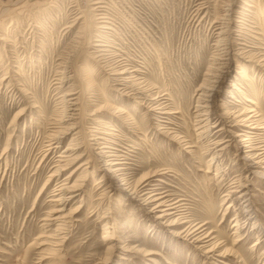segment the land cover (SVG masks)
I'll list each match as a JSON object with an SVG mask.
<instances>
[{
  "label": "rangeland",
  "instance_id": "rangeland-1",
  "mask_svg": "<svg viewBox=\"0 0 264 264\" xmlns=\"http://www.w3.org/2000/svg\"><path fill=\"white\" fill-rule=\"evenodd\" d=\"M262 63L264 0H0V264H264V178L228 134L249 109L264 126ZM150 172L187 223L137 203Z\"/></svg>",
  "mask_w": 264,
  "mask_h": 264
},
{
  "label": "bare ground",
  "instance_id": "bare-ground-1",
  "mask_svg": "<svg viewBox=\"0 0 264 264\" xmlns=\"http://www.w3.org/2000/svg\"><path fill=\"white\" fill-rule=\"evenodd\" d=\"M261 66H263L264 68V63L261 64ZM210 91H213L211 93V95H208L207 97H214L215 95V90H209ZM162 100V99H161ZM161 100L157 101L156 103H159ZM247 102L253 104L251 101H248ZM107 104V103H105ZM142 105V104H141ZM254 105V104H253ZM156 106H162V103H159L158 105ZM108 107V106H107ZM164 107V106H163ZM163 107L161 108L163 110ZM205 108L208 109V106H206ZM113 110V109H112ZM155 110V109H154ZM98 112V111H97ZM113 113V112H112ZM164 113V112H163ZM166 114V113H165ZM206 114V125H209L210 124V118L209 116H211V114L209 113H205ZM93 116V115H92ZM204 117V116H203ZM236 117V123L235 125L233 126L234 129L237 130V132H233V131H230L228 132L229 136H231L232 138H234V142L235 140L238 138L239 141H237V145L236 146V149L237 151H239L244 157L242 158L245 162H248V160H251L252 161V164L251 165H248V167H255V168H258L262 171V178H264V145H261V143L259 142V139L257 138L258 137V133L264 129V126L263 123L261 122L260 120V117L254 113L253 110H248V112L242 114V115H239V116H235ZM122 119V117H121ZM125 119V118H124ZM99 122V121H98ZM104 123V122H103ZM217 122L213 123V125L209 126V129H215L218 127V125H216ZM220 125V124H219ZM100 127V126H99ZM103 128V127H102ZM97 129V128H96ZM101 130V129H99ZM103 130V129H102ZM109 130V129H108ZM107 130V131H108ZM104 131V130H103ZM225 131V129L223 127L219 128V129H216L214 131V135L213 136H216L217 134L218 135H222L223 132ZM99 133V132H98ZM227 133V132H226ZM244 133L245 136H242L243 138H241V134ZM97 134V133H96ZM101 134V133H100ZM108 135V134H107ZM106 135V136H107ZM110 135V134H109ZM116 135V134H115ZM94 136V135H93ZM114 136V135H113ZM112 137V136H111ZM110 138V137H109ZM117 138V137H116ZM230 138V137H229ZM119 139V138H118ZM99 140V138H98ZM221 140L219 142H215L213 143L212 145H214L215 147H219L220 145H223L224 143H228V142H231V140ZM108 141V140H107ZM121 141V140H120ZM98 142V141H97ZM114 142V141H113ZM119 142V141H118ZM58 142H56L57 144ZM106 143V142H104ZM116 143V142H115ZM94 144V143H93ZM101 144V143H100ZM97 145V144H95ZM99 146V144H98ZM102 146V144H101ZM228 146H225V148H227ZM56 149V148H55ZM50 150V149H48ZM54 150V149H53ZM98 151V155H100L103 158H105L106 160H104L102 163H103V166H104V169L102 171H104L105 173H107L109 175L110 178H112V180H114L115 183H120V182H123L125 181L124 179V176L126 174H124V168H120L119 166H121V164H119V158L118 156H114L113 152H116L117 150L113 149L112 146H107V145H104L103 147H100V148H97L96 149ZM122 150V149H121ZM223 148L219 151H222ZM70 151V150H69ZM47 152V151H46ZM253 152H255V155L253 156ZM96 154V153H95ZM92 155V154H91ZM117 155V154H115ZM238 156V154L236 155V157ZM93 157V156H92ZM99 157V156H98ZM112 157H116L115 161H118V162H111V158ZM122 158V157H121ZM96 159V158H95ZM101 159V158H100ZM241 159V158H240ZM69 160V159H68ZM67 160V163H65L62 167L60 168H63L65 166H68V164H70L71 160L68 161ZM92 160V159H90ZM89 159L86 160L85 162L83 163H80L77 168L75 170H72L71 173L69 174V177L71 175H74L73 173H76L78 170H80L82 167H86L85 169H88V167H92V171L89 173L88 171H85L83 170L84 172H81L83 174H85L86 176L88 175V177H93L94 173L96 172V168L93 167V162H91ZM94 161V159H93ZM99 161V160H97ZM114 161V160H113ZM122 161V160H121ZM96 163V162H95ZM114 166H117V168H114ZM101 167V165H100ZM119 167V168H118ZM100 169V168H99ZM60 171H64V169H60ZM79 172V171H78ZM81 172H80V175L81 176ZM155 173H147L145 174L144 176L141 177L138 185H136L132 190V194L136 195L134 198H136V201H138L137 203L140 204L141 207H144L145 206H148L149 204H152L153 205V209L150 211L151 214H154L156 215L155 218H153L154 220H160V219H163L165 217H171L172 215H176L178 214L179 217H181V220L184 221L182 223H187L185 220L183 215H181L180 213V210H179V206L177 203H173V202H170L168 200V196L167 195H162V194H154V190H152V192H146L145 188L147 187V181L150 177H154ZM102 178H104V175H101ZM53 177V176H52ZM74 177V176H73ZM107 177V176H106ZM71 179V178H70ZM109 179V178H108ZM76 183V181H74ZM75 183H72L71 186H69L68 188H65L64 190L66 191V193H77V192H81L82 193V188H81V185H76ZM238 183V182H237ZM97 184V183H96ZM95 184V185H96ZM240 185V184H239ZM126 186V184L124 185ZM129 187V186H128ZM94 188V186H93ZM109 188V187H108ZM238 188H245V186H242L240 185ZM237 189V188H236ZM62 190V189H61ZM108 190V189H107ZM99 191V190H98ZM128 189L125 188V189H122V188H119V187H115L114 188V192H121V193H124L125 195H127V192ZM239 191V190H238ZM242 191V190H241ZM61 192V191H60ZM99 193V192H98ZM141 193V194H140ZM235 193H237L235 191ZM239 193V192H238ZM248 193V190H246L244 193L240 194L238 198H243L247 195ZM140 194V195H138ZM231 194V193H230ZM107 195V191L106 189L104 188L102 191H101V197H104ZM110 196V195H109ZM108 196V197H109ZM74 197V195H73ZM70 198H72V196H70ZM237 198V197H236ZM102 199V198H101ZM248 201V200H247ZM63 202V201H62ZM102 202V201H100ZM59 204V203H58ZM101 204V203H100ZM232 206V204H231ZM230 207V206H229ZM228 207V208H229ZM251 208V207H250ZM245 209V208H244ZM245 211V210H244ZM249 211V210H247ZM246 212V211H245ZM250 212V211H249ZM252 212V210H251ZM74 213V212H73ZM159 213V214H158ZM241 214V213H240ZM248 214V213H247ZM105 215V214H104ZM60 216V215H59ZM103 216V215H102ZM242 216V215H241ZM106 217V216H105ZM108 218V217H107ZM63 219L60 218V217H57L56 220H61ZM108 221V220H107ZM56 222V221H55ZM109 222V221H108ZM110 223V222H109ZM107 226V223H105L104 225V231L106 232V234H108L107 238H110L111 237V240L110 242H118V239L116 236L112 237L109 235V233H111V228L110 227H106ZM236 226V225H234ZM62 230V229H61ZM57 232V231H55ZM206 230L203 228V226H199L193 230H185L182 232V234H185L184 235V238L186 239H189V240H192V243L196 245V249L200 250V251H203V254L205 256H208L209 254H211L215 249H217V246L215 244H213L212 246H210V242H211V238H210V235L209 234H206L205 233ZM181 234V235H182ZM58 235V234H57ZM106 236V235H105ZM55 240V239H53ZM213 241V240H212ZM63 242V239L62 237L59 236V238L56 239V241L54 242H49V244H44V245H49L50 247L52 246H55V248L57 246H60ZM109 243V242H108ZM115 245V244H114ZM40 247V246H39ZM120 248V247H119ZM109 249V248H108ZM121 249V248H120ZM48 251L49 253H53L55 250L52 249H48L46 250ZM42 254V253H41ZM151 253H147L146 256H150ZM41 256V255H40ZM47 258V257H46ZM210 258V257H209ZM45 259V258H44ZM46 260V259H45ZM41 261V260H40ZM102 264V263H101ZM104 264V263H103Z\"/></svg>",
  "mask_w": 264,
  "mask_h": 264
}]
</instances>
